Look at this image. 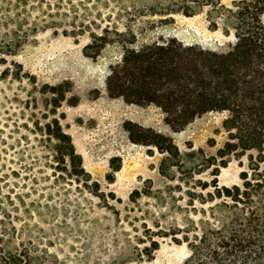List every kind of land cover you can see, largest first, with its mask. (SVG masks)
I'll use <instances>...</instances> for the list:
<instances>
[{"label": "rangeland", "instance_id": "obj_1", "mask_svg": "<svg viewBox=\"0 0 264 264\" xmlns=\"http://www.w3.org/2000/svg\"><path fill=\"white\" fill-rule=\"evenodd\" d=\"M106 1H64L60 15L50 18L62 24L44 26L40 10L22 14L16 0H0V205L17 229L13 243L48 251L53 257L45 264H183L188 249L171 237H157L152 256L141 252L143 221L151 225L159 214L167 230L183 223V213L158 199L167 184L159 172L164 154L130 135L149 128L171 136L183 156L200 149L215 155L226 139V113L209 112L175 130L156 103L118 88L113 72L124 39L130 47L172 41L217 49L232 38L209 29L207 8L185 16L154 12L159 0ZM11 39L22 42L7 54ZM55 120L82 157L87 185L50 166L49 146L57 141L45 130ZM239 171L232 159L221 167L219 183L238 182ZM198 177L211 178L206 172ZM136 189L153 194L132 202Z\"/></svg>", "mask_w": 264, "mask_h": 264}, {"label": "trees", "instance_id": "obj_2", "mask_svg": "<svg viewBox=\"0 0 264 264\" xmlns=\"http://www.w3.org/2000/svg\"><path fill=\"white\" fill-rule=\"evenodd\" d=\"M64 1L71 2L16 0L22 14L40 10L44 26L62 24L50 18L60 15L58 10ZM110 1L118 5L122 0H109L105 5ZM222 2L159 0L151 8L185 16L207 8L209 29L221 31L232 41L207 49L172 41L130 47L124 39L125 52L113 72L118 88L137 99L156 103L175 130L203 114L226 113L222 121L226 139L215 155L200 149L183 156L172 137L161 131L138 127L136 133H131V139L150 147V152L154 148L164 154L159 172L167 184L159 191L163 194L158 199L170 211L183 213V223L167 230L161 226L159 214L151 225L142 222L144 237L139 240L146 244L141 252L147 257L159 248L157 237H171L188 249L183 264H264V0H234L230 6ZM36 26L38 21L34 22ZM92 39L98 40L95 35ZM21 42L11 39L5 52L13 54ZM54 122L55 127L48 123L45 130L57 141L49 146L54 158L50 166L61 177L87 185L90 175L82 157L70 135L62 131L57 120ZM232 159L240 168L239 181L221 185L220 169ZM118 169L112 166L113 171ZM204 172L211 178L198 177ZM152 194L149 189H136L130 200L136 202L142 195ZM17 210L19 207H13ZM0 213V264H45L53 257L22 241L13 243L17 229L9 226L11 215L1 205Z\"/></svg>", "mask_w": 264, "mask_h": 264}]
</instances>
